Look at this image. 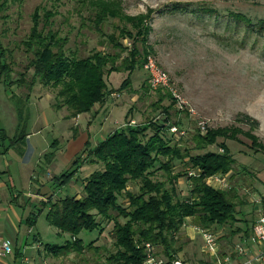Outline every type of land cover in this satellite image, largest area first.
<instances>
[{"label":"rangeland","instance_id":"1","mask_svg":"<svg viewBox=\"0 0 264 264\" xmlns=\"http://www.w3.org/2000/svg\"><path fill=\"white\" fill-rule=\"evenodd\" d=\"M91 1L94 0H0V46L8 53L7 61L11 68L12 82L21 78L19 74L25 72L31 59L30 54L25 53L20 43L29 36L34 11L38 14V28L43 34L50 32L56 38L65 40L63 49L66 55L82 59L93 51L110 55L118 54V51L113 50L108 44L107 38L113 37L118 41L120 38L118 31L123 24L118 20H107L96 27L92 11L88 6ZM100 1L113 4L117 10H121L124 16L130 18L145 16L150 11L149 19L145 23L149 29L146 39L148 53L141 56L140 60L143 63L145 58L151 57L155 61L158 68L168 75L172 88L186 102V106L194 110L195 119L188 117L185 111H178L174 102L171 103L167 98L156 103L159 99L158 95L149 90L148 76L141 65V68H136L129 74L119 72L105 76V82L113 94L117 109L107 121L102 120L101 117L95 118L89 129L84 121H80L79 129L88 135L86 148L95 147L100 143L106 137L108 128H116L119 124V127H122L127 114L133 121V125H141L150 121L159 124L165 118L163 110L167 108H169V124L176 126L173 124L179 123L176 127L180 128L185 135L179 139L168 131L165 137L190 155L203 153L195 150L193 139L196 133L199 134L196 130L198 120L205 121L208 129L240 128L243 132H247L248 127L238 122L241 120L240 116L243 115L257 121L258 127L251 133L264 147V43L262 35L255 29L256 24L264 20V0ZM173 9L181 11L172 14L170 12ZM127 26V29L133 31L129 25ZM126 43L131 44L123 40V44ZM135 47L139 53L142 52L138 44ZM126 56L127 53H120V60L117 64L119 65ZM31 75V71L24 75V84L21 87L15 85L7 90L0 84V129L9 139H13L18 131L17 114L9 97L11 92L19 98L25 97L28 93L27 85ZM127 78L128 87L119 90L122 82ZM55 93L56 91L51 88L35 84L24 106L26 123L19 128L23 134L32 136L30 143H35L41 149L38 152H48L47 157H49L48 154H53L58 147L64 146L65 135L70 134L71 137L74 134L73 124L65 116L68 114L67 110L55 111L51 107ZM81 138L84 141L85 136ZM237 139V141H227L229 153L235 158L234 177L239 176V181L232 178L234 181L229 186L243 191L248 189V184L252 180V174L249 173L252 172V168L264 165V152L250 151V142L243 136H238ZM84 142H87L86 139ZM6 145L0 140V151ZM206 151L218 152V149L208 147ZM31 152L33 150L27 148L23 165L31 158ZM86 152L84 150L80 156ZM46 158L41 156L33 159L32 164L34 163L35 166L31 167V174L36 178L41 177L42 181L39 180L48 189V199L52 201L73 196L84 179L93 171L101 168L100 166L96 169L90 168L84 164L83 169L75 177L76 180L72 178L67 185L56 186L52 178L70 171V162L65 156H61L54 160L55 165L48 171L47 167L50 166L52 159L48 158L47 161ZM11 159L13 155L9 153L6 160L11 161ZM1 162L3 161L0 160V164ZM186 169L184 162L180 163L175 160L170 175L172 172L179 175L186 174L182 176L184 180L189 178L188 171L191 172ZM152 180L166 182L167 176L161 170L156 169ZM252 185L257 187L258 184L254 181ZM35 186L33 187L36 188ZM138 188L139 184L135 182L129 184L127 190L136 193ZM47 194L41 196L45 202ZM79 195L82 197V192ZM245 195L246 198L247 196L252 197L253 201H257L256 198L259 197L255 192ZM243 198L240 199L242 205L245 202ZM10 200L9 198L8 201ZM8 201L1 198L0 206L9 213L15 227L19 229L18 240L20 242L34 244L32 242L34 235L39 236L41 246H62L66 241H71L70 236H58V232L48 226L45 220L47 209H42L40 206L43 201L35 200L25 207L21 202L8 207ZM117 202L124 208L127 206L123 198H119ZM236 202L238 203V200ZM242 205L237 206L238 213L241 212L236 215V219L251 222V219L258 213L259 205L247 203L243 209ZM13 210L17 218L21 219L20 225L13 218ZM29 215H37V217L31 233L26 235L28 229L25 221ZM0 222L6 223L5 215L0 216ZM121 222L124 220L121 219ZM236 225L243 226L240 222ZM110 226L112 224L101 220L100 234L102 235H99L97 229L90 233L82 232L77 237L82 240L84 246L91 242L92 245L96 244L101 248L94 249L92 246L83 254L71 253L54 262L48 258V254L42 248L37 256V264H106L107 258L114 251ZM225 228H229L230 232L235 234V227ZM98 236L100 239H97ZM154 251L156 257L160 258V250L154 248Z\"/></svg>","mask_w":264,"mask_h":264},{"label":"trees","instance_id":"2","mask_svg":"<svg viewBox=\"0 0 264 264\" xmlns=\"http://www.w3.org/2000/svg\"><path fill=\"white\" fill-rule=\"evenodd\" d=\"M88 6L96 27L107 20H118L123 24L118 31L120 37L118 41L113 37L107 38L108 44L113 50L118 51V54L93 51L82 59L66 55L63 49L65 40L56 38L50 32L43 34L39 30V17L36 11L31 17L29 36L20 43L25 53L30 54L31 59L25 72L19 74L21 78L15 82L10 78L8 53L0 46V84L4 88L10 90L15 85L23 86L24 75L32 72L26 96L19 98L11 92L9 97L17 114L18 131L13 139H9L0 129V140L7 144L0 151V155L10 149L15 150L18 156L23 154L27 134L20 132L19 128L26 123L24 106L35 84L55 90L52 109L55 111L66 109L67 117L71 119L90 113L94 106L103 103L104 99L112 94L107 88L105 76L119 72L129 74L134 69L141 68L140 57L148 53L146 39L149 29L145 23L149 19L150 11L145 16L130 18L124 16L121 10H117L111 3L94 0L89 2ZM176 9L170 13L181 11ZM45 23L47 24V21ZM127 25L133 31L127 29ZM255 29L262 35L264 43V20L259 21ZM123 40L131 43L128 50ZM136 44L142 48V52L137 51ZM122 52L127 53V56L118 65L117 61L120 60ZM127 87L128 78L122 82L119 90ZM155 92L159 98L156 103L162 102L164 98L173 103L171 97L163 90ZM168 110L169 108L163 110L165 118L159 124L150 121L141 125H131L132 121L127 114L122 127L109 134L94 148L87 147L85 158L76 157L70 164V171L53 179L56 186H64L71 181L82 165L101 167L84 180L82 197L78 200L65 197L52 202L48 199L40 204L42 209H47L45 220L48 226L59 235H68L71 238L70 242L66 241L62 246H42L46 254L54 259L64 258L71 253L83 254L86 249L92 247V244L90 242L84 246L82 240L77 238L78 235L97 229L100 232L101 220L112 224L110 227L114 251L107 258L106 264H143L145 244L159 249V255L166 264H170L180 250L175 237L187 218H193L194 223L202 230L211 227L236 229L235 225L238 222L236 215L239 214L237 206L242 205L241 198L231 189L213 190L205 181L211 177L233 173L235 161L225 145L226 141H237L238 136H243L250 142V151L264 152V147L251 133L258 127L257 121L245 115L240 116L241 120L238 122L248 127L247 132L240 128H221L208 129L204 135L196 133L193 136L195 150L203 153L190 155L165 137L171 126ZM173 125L179 126V123ZM212 146L220 149L222 153L206 151ZM48 155L49 159L54 156ZM175 160L180 163L186 160L185 168L198 171L195 177L187 178L190 181V189L185 200L179 199L173 186L180 176L170 175ZM156 169L166 174V182L152 180ZM135 182L139 184L138 191L133 193L127 190L129 184ZM119 198L125 199L127 203L125 208L118 204ZM36 217L37 215H30L25 225L28 228L33 227ZM121 219L124 222H121ZM238 231L240 230L236 229L235 232ZM33 240L36 242L35 238Z\"/></svg>","mask_w":264,"mask_h":264},{"label":"crops","instance_id":"3","mask_svg":"<svg viewBox=\"0 0 264 264\" xmlns=\"http://www.w3.org/2000/svg\"><path fill=\"white\" fill-rule=\"evenodd\" d=\"M112 74L113 73H111V75ZM116 107L117 106L113 100V94H110L104 99L103 103L94 106L90 113L82 114L75 118H71L70 121L73 124L72 129L74 131V134L71 137H70V134L65 135V139H64L65 144L64 146L58 147L54 151L53 153L54 156L50 158V160L52 159V162L50 163V166L47 167L48 171H50L51 167L55 165L54 160H57L59 157L65 156V158H67V160L71 164L74 161V159L80 156V154L84 150L86 151V144H88V135L79 129L80 121L82 122L84 121L87 124L88 129H89L91 127V124L94 122L95 118L97 117H101L102 120L107 121L112 116V114L116 112V109H117ZM65 116L67 117L68 114H65ZM46 125L48 127L47 123ZM119 125L116 128L114 127L108 128L106 131V134H107L106 137L112 132H114L115 130L119 129L120 128ZM82 136H85V139L87 142H84L85 139L84 141L82 140L81 138ZM106 137H104V139ZM31 139H32V136L30 135L26 136L24 140L23 154L21 156H18L16 151L12 149L7 151L3 155H0V160L3 161L0 164V197L3 198L5 201H8L9 198L11 199L10 201H8L9 203L8 207H12L13 204H18L19 202H21L22 206L25 207L35 200H39V201L41 200L45 203V201L41 198V196L49 192L46 186L42 184V182H40L41 177L36 178V176L31 174L32 172L31 167L35 166L34 163L32 164L33 159L37 157L40 158L41 156H45L47 155L48 152L47 151L38 152L41 149H39L35 143L31 144L30 143ZM225 145L228 149L227 141ZM212 147L215 148V146H212ZM27 148L33 150V152H31V158L26 162L25 165H23V163H25L23 161L24 159H26L25 154H26ZM89 148H94V147L89 146ZM66 152H69L70 154L68 153L66 154ZM9 153H12L13 155V159H11V161L6 160V157L9 155ZM85 157H86V153L82 155V158H85ZM232 158L235 160L233 156ZM46 159L48 161V157ZM183 162L185 163L186 160H184ZM92 168L96 169L97 166H92ZM82 169H83V166L77 170L73 178L77 177V174ZM251 171L252 172H249V173L252 174L251 176L252 180L248 184L249 185L248 189H245L243 191L242 190L239 191L238 188L236 187L232 188V186H229L234 181V179L232 178H235L237 182L239 181V176L234 177L235 176L234 173H228L226 175H219V176L208 178L205 181V183L213 190L228 191L232 189V191L237 193L238 195L241 194L242 196L240 197L241 198L244 197L243 199L245 200V202L243 203L244 205L242 209L244 208L245 205H247V203H251L253 205L256 204L255 203L256 200L253 201V198L249 196H247L246 198V195H245L246 193L250 194V193L255 192L256 194L259 195V197L256 198L258 199L257 201L262 202L263 209H264V165L258 168L253 167ZM188 173H191V172L188 171ZM172 175L176 176L179 174H176V173L173 174L172 172ZM183 175H186V174H182V175L180 174L179 175L180 177L176 179L174 184L176 186L175 189H176L177 194L179 193L178 195L179 199L185 200L188 197V191L190 189V181H188L187 178L183 180L182 178ZM55 177L52 178V181ZM76 179L77 178H75V180ZM254 181L256 182V184H258L256 185L257 187H254L252 185V182ZM33 186H35L36 188H34ZM83 186H84V181L80 184V188L76 189L80 191V193H78L77 191L76 192L78 194L77 196L75 195L76 193H74L73 196H70V197L78 200L80 198L79 194H81ZM244 192L246 193L244 194ZM7 194L10 196H8ZM46 197L48 200V194L46 195ZM50 201L52 202V200ZM12 213H13V218H15L18 225H20L21 219L17 218V214L15 213L14 210L12 211ZM1 215H5L6 223L2 224L0 222V240L8 243V245L11 247L12 253L9 256H7L4 260L0 261V264H37V260H38L37 256L42 251V246L39 244V241H40L39 236L34 235L32 237V242H34V244L33 243L28 244L25 241L20 242L18 240L19 239V229L15 227V224L12 218H10L9 213L5 211V209H2L0 206V216ZM254 219L255 217L251 219V222L244 220L246 221L245 224L243 223L242 220L238 221L241 224H243V226L235 225L236 229L240 230L238 232H235V234L231 233L230 229L225 228V227L223 228L211 227V228L202 230L194 223L193 218L185 219L182 227L180 228L179 233L175 237L178 241V244L180 245V250L174 256V259L172 262L177 261L180 264H248V262L250 264H264V262H261V263L255 262V257L259 253V248L253 245L249 241V238L251 236V225ZM31 228L27 227L28 230L26 232V235L31 233ZM246 229L247 231L245 232ZM106 231H107V228H106ZM201 231H211L215 235L217 239V245H218L216 257H210L204 253ZM57 235L61 236L58 233ZM99 235H102V234H100L99 232ZM33 238L36 239V242L33 240ZM97 239H100V236H98ZM238 243L244 244V248L246 249L245 255L238 256L232 253L233 246ZM92 246L93 248H96V249L101 248L99 246H96V244H93ZM48 258H51L50 260L52 262H54V260L56 261L61 260V258L54 259L50 255H48ZM160 258H162V256ZM53 264H57V263H53Z\"/></svg>","mask_w":264,"mask_h":264},{"label":"built area","instance_id":"4","mask_svg":"<svg viewBox=\"0 0 264 264\" xmlns=\"http://www.w3.org/2000/svg\"><path fill=\"white\" fill-rule=\"evenodd\" d=\"M126 48H129L128 43L125 44ZM142 69L146 72L148 76L147 84L151 92L158 90H163L169 94L173 100L178 111H185L188 117L195 119V112L192 108L187 107L186 102L182 100L180 95L172 88L170 79L168 75L161 69L158 68L155 61L151 57L145 58L142 63ZM131 125L132 122H131ZM196 130L200 135H204L208 130L207 123L202 120L196 122ZM169 133L176 138L184 137L185 133L176 126H170L168 129ZM218 153H222L218 149ZM195 171V172H194ZM191 171L188 173V177H195L197 175V170ZM256 204L259 205L258 213L251 225V236L249 241L259 248V253L255 257V262L261 263L264 262V209L261 201H256ZM203 239V251L210 257H216L217 254V239L215 235L209 231H201ZM12 253L11 247L5 241L0 240V261L4 260L7 256ZM145 260L143 264H166L164 259L158 258L155 255L154 247L150 244L144 245ZM232 253L238 256L245 255L246 249L244 244L238 243L235 244L232 248ZM170 264H180L179 262H171ZM248 264H250L248 262Z\"/></svg>","mask_w":264,"mask_h":264}]
</instances>
